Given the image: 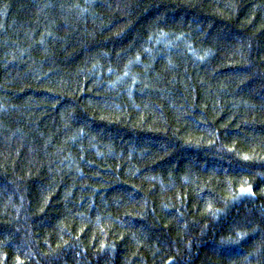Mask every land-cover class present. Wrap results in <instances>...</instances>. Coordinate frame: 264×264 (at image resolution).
<instances>
[{
	"label": "trees",
	"instance_id": "16d2710c",
	"mask_svg": "<svg viewBox=\"0 0 264 264\" xmlns=\"http://www.w3.org/2000/svg\"><path fill=\"white\" fill-rule=\"evenodd\" d=\"M0 264H264V0H0Z\"/></svg>",
	"mask_w": 264,
	"mask_h": 264
},
{
	"label": "snow or ice",
	"instance_id": "6c2138e0",
	"mask_svg": "<svg viewBox=\"0 0 264 264\" xmlns=\"http://www.w3.org/2000/svg\"><path fill=\"white\" fill-rule=\"evenodd\" d=\"M245 191V189H241V192H244ZM248 191H250V189H248Z\"/></svg>",
	"mask_w": 264,
	"mask_h": 264
}]
</instances>
